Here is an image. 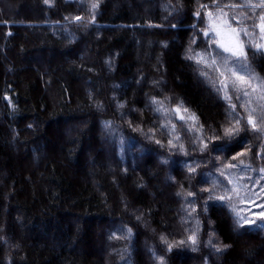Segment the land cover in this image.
Masks as SVG:
<instances>
[{"label":"trees","instance_id":"1","mask_svg":"<svg viewBox=\"0 0 264 264\" xmlns=\"http://www.w3.org/2000/svg\"><path fill=\"white\" fill-rule=\"evenodd\" d=\"M93 2L0 0V264H264V210L233 197L254 221L237 227L229 206L200 191L214 165L236 164L226 172L239 178L264 168V136L245 120L224 152L201 155L193 143L234 123L216 71L186 58L205 47L200 5L216 10L213 0ZM215 2L248 29L264 15L260 0ZM244 43L250 72L264 79V51ZM228 94L245 117L231 84ZM181 191L195 193V211Z\"/></svg>","mask_w":264,"mask_h":264},{"label":"snow or ice","instance_id":"2","mask_svg":"<svg viewBox=\"0 0 264 264\" xmlns=\"http://www.w3.org/2000/svg\"><path fill=\"white\" fill-rule=\"evenodd\" d=\"M52 0H44L45 4H50ZM261 7H264V0H260ZM98 7V2H94L91 4V9L94 10ZM202 9H206L205 16L207 17L206 28L201 29L203 34L205 47L201 52H195L192 48L186 50V58L189 60H193L196 65H203L205 68H210L216 71L218 75V83L219 87L216 89L218 92L223 91L224 96L223 99L229 101V108L231 109V115L233 116L234 123H231L228 127H222L221 133L219 136L207 137L205 138L202 132L196 134L195 140L193 141L194 145L198 146V150L201 155L209 151L215 152H224L227 150V144L232 139L237 137L241 131L240 124L241 120H245L246 126H248L254 133H259L264 135V79L259 77L252 76L250 74L249 65L247 64V52L246 45L244 41L240 38L241 35L247 38L249 42H252L254 39L253 33L248 30V28H236L233 27L231 23L224 20L222 18L220 5L213 0V7L218 11L214 14L213 11L207 10V5H200ZM194 15L199 17L201 13L199 11L195 12ZM67 19V18H65ZM77 21H79L80 17H75ZM94 20V16H93ZM204 22V21H201ZM258 27L261 34V39H264V15L260 16V23L255 25ZM228 36V39H225V36ZM252 47H255L257 50H264V44H252ZM244 73H249V75H245ZM200 75L209 78L208 72L201 70ZM229 81L231 82V87L233 91L236 93V99L240 100L244 98V103L240 106L244 109L247 114L246 117L240 116L235 112L236 104L231 103L232 96L228 94ZM256 81V83H253ZM217 81H212L213 87H216ZM255 96L258 103L259 112L257 113V108L249 107L252 103V97ZM151 103L154 106V110L161 112L162 108L160 107V103L156 100L155 97L151 98ZM100 107V105H97ZM118 107H123L122 104L118 105ZM175 113L179 116L180 120H185V116L180 115V107L174 110ZM188 110L185 108L184 112ZM254 113L258 115L259 120L254 118ZM195 119V117H192ZM130 124V122H129ZM31 127V126H30ZM105 127L110 128L111 122L106 121ZM161 127H165L162 125ZM202 129V126H200ZM172 132H175V125L171 126ZM134 131L137 129H133ZM190 130V129H189ZM223 138L224 143H213L214 140ZM176 139L179 140V136H176ZM155 143L159 144L160 141L156 140ZM168 144L170 146L173 145V140L170 138L168 140ZM212 144V147L209 148V145ZM121 145H123V139L121 138ZM181 151L184 150L183 144L178 145ZM185 155L187 152L185 151ZM243 155V153H237V155L232 156L231 159L233 161L237 160L238 156ZM220 157H215L216 161H219ZM162 163L167 164V160H163ZM242 165L243 161H239ZM185 167H187L189 173H196L197 168L200 167V162H196L195 164L186 163ZM237 167L236 164L226 163L223 167H219L214 165L215 172H207L204 175L205 179H202V183H207L210 185L209 188L200 189L201 193L207 192V200H218L222 203H225L227 206L231 208V211L235 217V224L237 227H244L245 225L253 224L254 221H250L248 217L241 215L238 211H236V207L233 204V197L238 199H243L244 197H240L238 195V189L243 188L245 193L251 191L247 188L246 185H242L239 183H234L238 181L239 177H233L231 172H226V169H235ZM241 171H257L256 169H252L250 166H245L241 168ZM259 179H253L249 177V181L253 184H259V180H264V168H260ZM218 174V175H217ZM261 191L264 192V186L261 187ZM177 196H181L185 199V203L187 205L186 210L195 211V203L196 201L188 200L187 197H194L195 193L187 192L186 194L181 191L177 192ZM139 219V217H137ZM260 219L264 220V212L260 213ZM257 227L264 229V223L257 225ZM116 231L127 232L125 238H129L131 236V229H117ZM111 238L119 239L116 236L115 232L110 236ZM161 240L165 242L167 245L168 251H171L173 245L168 243L167 240L162 236ZM188 242L193 246V251L196 250L195 245L197 244V239L195 233L188 237ZM180 245H183L185 241L181 240L178 242ZM209 245L212 246L216 252H221V247L212 243L210 239L208 241ZM227 247V246H225ZM160 264H164V257H159Z\"/></svg>","mask_w":264,"mask_h":264},{"label":"rangeland","instance_id":"3","mask_svg":"<svg viewBox=\"0 0 264 264\" xmlns=\"http://www.w3.org/2000/svg\"><path fill=\"white\" fill-rule=\"evenodd\" d=\"M220 10H221L222 18L224 20L228 21L229 23H231L233 27H236V28H241L242 27L239 24H235V22L229 17V15L223 9H220ZM212 11L215 14L218 10L216 9V10H212ZM248 30L253 33L254 39H253L252 42H249L246 37L241 35L240 38L244 42L247 41L251 45L253 43L254 44H264V39H261V34H260L259 28L255 29V30H253V29H248ZM225 39H228L227 35L225 36ZM87 49H89V48L87 47ZM85 53H87V52H85ZM244 74L246 76L249 75V73H244ZM250 74L252 76L259 77V76L255 75V74L251 73V72H250ZM253 83H256V81H253ZM229 84H231L230 81H229ZM223 95H224V92H223ZM240 100H241L240 101V105H241L242 103H244V98H242ZM258 103L259 102L256 100V97L253 96L252 97V103L249 105V107L257 108V113L259 112ZM241 110H242L244 116L246 117L247 114L245 113V111H244V109L242 107H241ZM254 118L259 120L258 115L255 114V113H254ZM249 177H252L253 179H259V176L255 177L254 175H252L250 173H241L240 174V180L238 181V183L242 184V185H246L247 188L250 189L251 191L245 193L243 188H239L238 189V195L240 197H244V198L243 199H237V203L241 204V203H245V202H249V201H255L256 202L255 208H257L259 210H264V192L261 191V187L264 186V180H259V184L253 185L249 181V179H248Z\"/></svg>","mask_w":264,"mask_h":264}]
</instances>
